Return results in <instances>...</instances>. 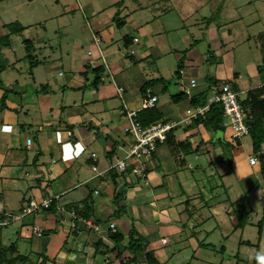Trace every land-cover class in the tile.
<instances>
[{"label":"crops","instance_id":"obj_1","mask_svg":"<svg viewBox=\"0 0 264 264\" xmlns=\"http://www.w3.org/2000/svg\"><path fill=\"white\" fill-rule=\"evenodd\" d=\"M160 1L162 0H158ZM126 2L127 0H110L107 5L100 0L87 2L85 17L96 28V34L92 37L93 40L87 38L85 45L82 40L75 42L71 48L72 54L69 56L71 68H67L64 64L60 67L57 64L55 70L54 61L59 62L62 59L55 53L49 59L47 57L40 59V63L34 66L29 77L6 75L0 65V208L19 215L28 200L41 202L44 199H56L55 208L43 209L14 220L22 222V226H19L16 232L20 240L29 244L30 249H28L31 252L37 246L44 250L42 239L38 244L36 239L39 237L33 227L38 225L43 232L49 231L48 235L44 234L50 237L45 250L49 256L46 264H132L131 261L128 262L132 253L127 249L119 254L112 233H121L124 236L122 246L128 244L132 226H135L139 233H143L142 216L140 217V213L135 209L131 213L132 216L128 210L132 205L134 208L142 205L140 203L142 200L153 202L152 208L155 214H157L156 206L161 203L158 210L160 224L167 223L166 227L169 226V235H171H161V243L162 238L168 239V242L162 245H168L171 239L176 243L189 241V237L176 223L179 221L187 225V221L191 219L199 220L200 215L197 214L199 210L208 208L209 205L212 210L217 206L212 205V202H215L214 196L207 197L203 190L198 191L199 185L193 181L194 179L188 182V179L182 178L183 171L186 172L189 167L194 166L192 162L194 160L187 158L190 155L196 156L197 159L201 154H207L206 157L213 154L217 160L226 163V168L219 169L220 173L223 172L220 174L222 179L227 174L233 173L245 192L252 191L255 187L250 186L257 180L253 170L258 169L260 159L256 164L250 163V156L255 155L251 136L244 137L240 145L233 150L230 171V161L224 156L221 144L212 141L215 134L207 130L203 124L191 126V120L188 123L178 124L175 134L177 140L187 141L192 147L188 150L172 152L166 143L160 144L157 151L147 157L148 159L136 160L148 170L145 177L129 169L126 172L131 177L128 178L126 172L120 173L117 169H109L112 163L125 158L128 154L130 138L124 130L127 123L125 114L128 111L141 109L144 94L141 90L140 98L126 96L127 89L124 83L127 81L123 79L121 83L117 80L113 83L111 76L115 75L117 78L119 74L131 69L135 63H128L127 57L131 59L136 57L138 60L152 57L155 45H151L154 41H150L158 40L157 35L164 30L169 32L171 27L163 22L161 32L151 29L155 21L161 20L158 14L155 15V19H148L150 18L148 14L145 22H137V17L134 18L130 13ZM156 3L154 1L153 5ZM224 4L225 1L222 0L217 14H220ZM139 5L140 8L145 7L141 3ZM157 9H159L158 5L153 7V11ZM168 9V7L163 8V10ZM232 25L225 23L221 26V30L231 36L235 29ZM4 26L7 28L6 22ZM139 27H143L147 32L143 41L135 31ZM108 30L121 33L119 37L121 40L117 41L120 44L106 42L102 32ZM259 33L253 37L249 34L244 35L242 40L253 39L264 54L256 37ZM95 36L99 40L95 41ZM34 42L42 43L44 39L37 36ZM102 44L106 45L103 47ZM227 44L229 48L236 47L234 39H230ZM163 45L168 49H174L170 38ZM84 46L90 47L87 53L91 57L92 68L95 65L100 66L102 68L100 72H93L90 75L83 71L86 65L80 55L83 54ZM220 47L223 49V45ZM200 61L203 62L204 57L200 58ZM263 62L264 55L262 63L254 64V77L245 78L241 72L231 73L226 67L218 70V73L221 77H226L224 81L233 80L232 84L235 85H232L233 88L237 89L240 97L244 99L250 89L264 85V69L260 70L259 67ZM182 73L180 72L179 75ZM66 74L68 78L65 82L63 80ZM96 74L100 75V79L97 85H93ZM127 75L129 81L130 78L133 79V74L127 73ZM28 78H30L29 82ZM13 84H16V91L12 87ZM44 84H48L50 89L38 90ZM155 85L149 89L158 96V106L164 112V119L181 122L187 116V109L192 107L190 98L184 114L180 107L173 108L171 105L176 102L172 95L178 92L170 91L168 85L163 87ZM183 86H188L185 81L180 83V91ZM120 89L123 90L122 93ZM157 89L165 91L166 97L159 94ZM4 95L6 98L3 100ZM220 136L223 134L218 135ZM29 138L30 143H28ZM93 152L97 154V160H94ZM245 153L248 154L246 158H239ZM261 153H264V143ZM94 163L98 167L97 171L92 169ZM127 183H130L128 187ZM216 184L220 186V183ZM221 185H225L224 180ZM119 186L124 187L121 189L124 190L121 197L118 196V192H121L118 191ZM210 190L213 193L215 186ZM256 191L263 199L262 190ZM121 198L124 199L121 201ZM170 198L178 199L176 202L173 199L172 202L175 203L167 209L162 204L169 202ZM76 209L83 215H79L80 217L85 218L84 216L88 215L95 221L100 226L99 230L88 228L81 220L76 224L72 216V212ZM190 209L196 211L190 215L188 213ZM27 216L34 217L26 225L28 228L24 220ZM73 222L75 226H72ZM2 227H0V243L3 238ZM191 227L194 229V224ZM30 231L33 236H29ZM15 241L18 250L21 251L22 244L18 240ZM149 246L153 249V243Z\"/></svg>","mask_w":264,"mask_h":264},{"label":"rangeland","instance_id":"obj_2","mask_svg":"<svg viewBox=\"0 0 264 264\" xmlns=\"http://www.w3.org/2000/svg\"><path fill=\"white\" fill-rule=\"evenodd\" d=\"M97 1L0 0V65L3 67L5 74L17 75L19 78L21 76L29 77V73H32L31 62L27 57L29 53L39 60H43L45 57L49 59L53 53L58 54L62 59L59 62L54 61V69L56 70L55 65L57 64L60 67L61 64H64L67 68H71L69 56L72 54L71 48L75 42L82 40L83 45H85L87 38L92 39L96 34V28L88 22L84 11L87 2ZM154 1L157 2L155 5H153ZM163 1L164 3H162ZM224 1L225 4L219 16L209 19L218 11L222 0H162L160 2L158 0H127L126 3L129 6L130 13L134 15V18L137 17V22H145L148 14H150L148 19H155V15L158 14L162 22L161 20L155 21L150 28L156 29L159 33L163 22L168 23L171 27L169 32L164 30L159 33L157 35L158 40L150 41H154V44L151 45H155L152 57L147 60L127 57L128 63L132 64L134 62L135 64L127 72L119 74L117 78L115 75L111 76V82L115 83L117 80L121 83L124 79V81H127V83H124L127 89L126 96L140 98L142 86L150 79H154V83L162 87L167 84L169 90L174 93L180 91V83L185 81L190 88L191 93L189 96L191 97L195 92L209 87L210 81L206 79L209 74H212L213 79L219 82L217 86L219 88L221 86L220 82L224 81L226 77H221L218 70L225 67L229 68L231 73L233 71L241 72L245 75V78L254 77V64L262 63L264 54L260 51L259 44L253 39L251 41L242 39L244 35L249 34L253 37L264 30V0ZM100 2L107 5L110 0H100ZM140 3L145 7L140 8ZM157 5L159 9L153 11V7ZM167 7L168 10H163ZM144 14L145 16H142ZM119 19L120 16L118 21ZM5 22L7 28L4 26ZM225 23L233 24L232 26L235 28L231 36L228 32L221 30V26ZM12 27L17 29V32H12ZM94 28L95 30H93ZM135 31L142 41L147 36V32L143 27H139ZM102 35L107 43L116 42L118 44L117 41L120 39L121 33L116 30H108L102 32ZM37 36L43 38L44 42H34ZM169 38L172 40L174 49L163 47V43L168 42ZM26 39L32 40V44H27ZM97 39V36H95L94 40ZM230 39L236 41L234 49L228 47L227 43ZM6 42L8 44L3 45ZM219 44L220 46L223 45V49L218 46ZM105 45L102 44L103 47ZM84 47L83 54L80 55L82 62L86 65H84L83 71L92 75L94 70L90 63L91 57L87 53L90 47ZM203 57L204 61L201 62L200 58ZM54 69L52 71H55ZM179 69H182L183 73L181 75H179ZM127 73L133 74V79L130 78V81ZM66 78H68V74H66L63 81L66 82ZM191 78H195L197 82L192 84ZM230 78L233 79L234 77ZM29 80L30 78H28V82ZM156 91L166 97L165 91L158 89ZM188 99L173 102L171 105L173 108L180 107V110L186 114V106L189 104ZM226 122H228V119H226ZM222 134L230 142H236L232 137L231 126L228 124ZM206 155L201 154L197 159L194 155L188 156L189 160H194L192 161L194 166L189 167L186 172L183 171L182 178L184 180L188 179V182L194 179L193 181L199 185L198 191L203 190L207 197L214 196L213 200L215 202H212V205H217L215 209L210 210L211 206L209 205L208 208L199 210V213H197L200 215L199 220L191 219L187 221L188 223L186 222L187 225L181 224L179 221L175 222L189 237V241L176 243L170 238L171 242L168 245H162L164 242H160V237L161 235H169V226L166 227L168 225L166 222H163L166 223L165 225L160 224L158 210L161 203L156 206L155 211H157V214H155L152 208L153 202L142 200L140 202L142 205L135 208L132 205L128 209L130 214L135 209L140 213V217L142 216L143 233L139 235L140 242L146 240L149 244L153 243L152 250L154 254L165 264H220L221 262L236 264V254L238 252L242 258L241 264H253L255 256H257V264H264V261L261 260V257H264V175L261 163H264V161L259 160L258 169L253 170L257 180L252 182L250 187H255L252 188V191L245 192L235 174H227L222 179L220 174L223 172L220 173L219 169L226 168L224 161L220 162L213 154L208 155L209 157H206ZM247 155L246 153L242 154L239 158L244 159ZM126 173L130 178L131 175L128 172ZM223 180L225 185H221ZM216 183H220V186H217ZM128 185L130 183L126 184L127 187ZM213 186H215V190L211 193L210 189ZM121 187L119 186L118 191H121ZM260 189L263 192V199L256 191L259 192ZM121 192L122 194H120ZM121 192H118V194L122 196L124 190ZM123 199L121 198V201ZM170 199L162 206L168 209L169 206H173L178 198H173L175 202ZM176 209L178 210V207ZM193 211L196 210L190 209L188 213L191 215ZM131 215L133 216V214ZM247 216H249L248 219H246ZM33 218V216H27L24 219L25 226ZM245 219L247 224L244 228L235 229V226L243 223ZM260 220H262L261 235L259 234L260 226L258 225ZM21 223V221H14L10 225L2 227L3 245H9L11 242L18 240L22 244L20 252L31 254V260L26 264H37V261L42 262L43 259L48 263L47 251L37 246L31 252L29 244L20 240L16 231L22 226ZM192 224H194V229L191 227ZM30 233H28L29 236H33ZM28 234H26L27 238ZM42 237L36 239L38 244ZM241 240H250L254 245L240 243ZM223 244L226 245L224 253L220 248ZM148 248L150 249V246ZM137 256V259L131 262L132 264L137 262L141 264L140 262L145 261L143 249L137 251ZM17 264L21 263L18 262Z\"/></svg>","mask_w":264,"mask_h":264},{"label":"trees","instance_id":"obj_3","mask_svg":"<svg viewBox=\"0 0 264 264\" xmlns=\"http://www.w3.org/2000/svg\"><path fill=\"white\" fill-rule=\"evenodd\" d=\"M216 16H219V13L217 14V12H215V14L213 16H211L209 19H212ZM12 28H13V29H11L12 32H17L16 31L17 29H15L14 27H12ZM256 37H257V40L260 42L261 50L264 52V31L260 32ZM25 41H26V43L32 44V42H30L31 40H29V39H26ZM5 44H8V42H6ZM28 50H30V49H28ZM28 52H30V51H28ZM27 57L29 58V60L31 62V65H30L31 70L34 68V66L36 64L40 63V61H41L39 59H36L37 57L34 58L35 56L31 53L27 54ZM259 67H260V70H263L264 69V62H263V64L259 65ZM101 69L102 68H100V66H96V65L93 68L94 72H96V73L100 72ZM180 72H182V69H179V74H180ZM99 79H100V75L96 74V78L93 80V85H97L99 82ZM206 79L210 81V85L207 89L202 90V91L192 95L191 97L189 96V94H186L181 90L180 92L172 95L173 100L176 102H179L183 99L190 98L191 106L194 108H196L198 106L206 105L208 103V97L210 96L212 90L217 88V86L219 84L218 81H215L213 79L212 74H209V76L207 75ZM211 81H212V83H211ZM232 81L233 80L221 81L220 85H222L226 82H229L231 85H233ZM154 84H155L154 79L153 80L150 79L149 81H147L142 86V88H141L142 92L144 94H146V92L148 90H151L149 88L154 86ZM164 86H167V84H165ZM233 86H235V85H233ZM49 89H50L49 85L44 84L38 90L46 91ZM233 89L237 91V89H235V88H233ZM151 94L154 95L152 90H151ZM5 98H6V96L4 95L3 100ZM240 101H241V105H242L244 111L246 112V119L248 120V124H249V121H251V124H249L250 125V136H251L252 141H253L254 153H255V155H257V157H258V159H260V161H264V157L260 156V153L262 152V144L264 143V85L263 86L261 85L260 87H257V88L250 89L247 92V96L244 99H242L240 97ZM136 119L139 122H141V124H143V125H150V124L157 122V121H166L164 119V112L159 108L158 102L152 108H141V109H139L137 112ZM226 119H227V117L225 115L222 104L212 103L210 105L208 111L204 115H199L197 118L191 119L190 123H191V126H197L199 124H203L207 130H210L215 134L212 141L213 142L218 141L221 144V146L223 148L224 156L228 157V159L230 161V171H231V169H232L231 163L233 161V150L237 146L240 145L241 140H236V142L233 143V142H230L229 140H227L226 138H224L223 136L218 137V135H220L222 132H224L227 128ZM176 128H177V126L172 128L168 132L167 139L164 143H166L170 147L172 152H175V150L176 151H184V150L190 149L192 147L191 143H189L187 141H183V140H177V137L175 134ZM160 144H162V143H158V146ZM261 164H262L261 169H262V172L264 175V163H261ZM147 172H148V170H145V174L142 175L141 177H145ZM120 194H122V192ZM120 194H118L119 197H121ZM29 202H30V200H28L27 204H25V206L22 208V211L29 204ZM55 206H56V199L52 198L50 206L47 208H44V209H47V210L53 209V208H55ZM75 213L77 215H81V213L79 211H77V209L75 210ZM81 216H83V215H81ZM84 217L90 218V217H88V215H86ZM248 217L249 216H247L246 219H248ZM73 219L77 224V222L79 221L78 217H73ZM246 219L244 220L243 223L238 224L237 225L238 227L235 226V229H238L240 227L244 228V226L247 224ZM258 225L260 226L259 234L261 235V233H262V220H260L258 222ZM44 234L48 235L49 231H45L43 233V236H44ZM139 235H140V233L137 230V228L135 226H132V228L129 231V242L127 245L122 246L121 243L123 242L124 236L121 233H116V232L112 233V237L115 240V244L117 246V249L119 250V254H121L122 252H124L125 250L128 249L132 253V256L129 257L128 262L129 261L132 262V261H135L137 259L136 257H138L137 251H140L143 249L144 255H145V261L140 262L141 264H165L154 254V251L152 249L148 248V246H149L148 241L144 240L145 242H140ZM240 243H244L247 245H254L250 240H246V241L241 240ZM220 248H221V251L223 253L226 251V245L223 244V245H221ZM236 258H237L236 264H241L242 258L240 257L239 252L236 254ZM29 260H31V256L29 254L21 253L18 250V244L16 241L11 242L9 245H3L2 243H0V264H16L18 262H20L21 264H26ZM36 263L37 264H46L44 259L42 262L37 261ZM220 264H225V263L221 262ZM253 264H257V256L254 257Z\"/></svg>","mask_w":264,"mask_h":264},{"label":"built area","instance_id":"obj_4","mask_svg":"<svg viewBox=\"0 0 264 264\" xmlns=\"http://www.w3.org/2000/svg\"><path fill=\"white\" fill-rule=\"evenodd\" d=\"M195 82V79L191 80L192 84ZM122 91L123 90L120 89L121 93ZM182 91L189 95L191 93L188 86H183ZM158 100V96L152 95L151 90H148L146 94L142 96L141 108H152L158 102ZM212 103L222 104L225 115L228 119L227 124L231 126L232 137L235 140H242L243 137L250 134V125L246 119V112L241 105L240 93L234 90L230 83L226 82L219 88L212 90L206 105L198 106L196 108L189 107L187 109V116L181 122L157 121L150 125H143L136 119L138 110L128 111L125 114L127 123L124 127L126 134L130 138L128 154L125 158L119 159L115 163H112L109 169H117L120 172H126L130 169L133 173L144 175L146 170L144 165L141 162H136V160L152 156L153 153H155L158 149V143H164L166 141L168 132L172 128L182 122L187 123L191 119L197 118L199 115H204ZM30 142L31 139L29 138L28 143ZM93 157L94 160H97V154L95 152H93ZM258 160L259 159L257 155L250 156L251 164H256ZM92 169L94 171L98 170V167L95 163L92 164ZM51 201L52 198L44 199L41 202L30 200L29 204L19 215L0 208V227L8 225L12 221L20 219L28 214L42 211L44 208L50 206ZM72 216L78 217V219L83 221L88 228L99 230L100 226L91 218L80 217L75 213V211L72 212ZM72 226H75V222H73ZM33 229L39 237L43 236L44 232L40 226L35 225ZM113 229L115 230V226ZM162 241L167 243L168 239L162 238Z\"/></svg>","mask_w":264,"mask_h":264},{"label":"water","instance_id":"obj_5","mask_svg":"<svg viewBox=\"0 0 264 264\" xmlns=\"http://www.w3.org/2000/svg\"><path fill=\"white\" fill-rule=\"evenodd\" d=\"M224 1V0H223ZM221 8V6H220ZM13 89L16 91V84H13ZM20 88V86H18ZM249 124H251V121H249ZM261 156H264V153H261L260 154ZM121 189H124V187L122 186ZM120 189V190H121ZM50 240V237L49 236H44L42 237V245H43V249L46 250V246L48 244V241Z\"/></svg>","mask_w":264,"mask_h":264},{"label":"clouds","instance_id":"obj_6","mask_svg":"<svg viewBox=\"0 0 264 264\" xmlns=\"http://www.w3.org/2000/svg\"><path fill=\"white\" fill-rule=\"evenodd\" d=\"M6 130H10V129H6ZM261 260L264 261V257H261Z\"/></svg>","mask_w":264,"mask_h":264}]
</instances>
